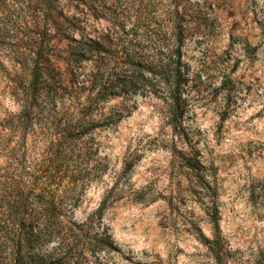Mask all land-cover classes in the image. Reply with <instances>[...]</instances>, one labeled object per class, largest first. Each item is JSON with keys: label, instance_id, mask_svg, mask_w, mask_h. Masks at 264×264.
<instances>
[{"label": "trees", "instance_id": "obj_1", "mask_svg": "<svg viewBox=\"0 0 264 264\" xmlns=\"http://www.w3.org/2000/svg\"><path fill=\"white\" fill-rule=\"evenodd\" d=\"M216 10V0H0V264H84L119 252L101 213L134 161L125 158L109 185L103 133L140 102L164 120L168 136L157 139L204 202L207 246L224 264L214 167L192 119L204 75L229 73L208 59ZM216 89L230 91L224 79ZM99 183L95 210L75 218Z\"/></svg>", "mask_w": 264, "mask_h": 264}, {"label": "rangeland", "instance_id": "obj_2", "mask_svg": "<svg viewBox=\"0 0 264 264\" xmlns=\"http://www.w3.org/2000/svg\"><path fill=\"white\" fill-rule=\"evenodd\" d=\"M216 1L208 59L215 62L211 69L222 62L229 73L207 80L204 75L206 97L195 106L193 125L200 130L204 161L214 167L222 261L264 264V0ZM191 47L189 42L187 54ZM223 79L230 91L213 90ZM163 124L155 106L140 102L103 133L109 185L125 158L134 162L120 176L121 192L101 213L119 252L99 251L97 260L90 257L84 264H215L207 246L213 233L205 204L157 139L159 133L168 136ZM103 189L101 183L87 189L75 218L95 210ZM195 227L205 242L197 239Z\"/></svg>", "mask_w": 264, "mask_h": 264}]
</instances>
